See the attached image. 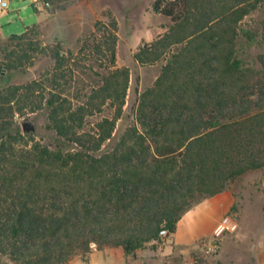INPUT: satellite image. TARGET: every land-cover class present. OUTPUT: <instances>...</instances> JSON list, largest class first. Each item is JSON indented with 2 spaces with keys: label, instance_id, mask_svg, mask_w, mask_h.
Wrapping results in <instances>:
<instances>
[{
  "label": "trees",
  "instance_id": "16d2710c",
  "mask_svg": "<svg viewBox=\"0 0 264 264\" xmlns=\"http://www.w3.org/2000/svg\"><path fill=\"white\" fill-rule=\"evenodd\" d=\"M262 4L152 0L171 24L133 58L166 59L112 145L129 81L126 67H114V20L95 23L92 36L104 41L94 49L102 53L105 44L108 66L76 98L60 83L72 53L58 44L48 47L50 70L0 88V255L14 264H67L92 245L135 255L161 228L172 236L201 200L264 169V54L257 76L242 67L236 45L239 32L252 41L240 22ZM34 25L7 37L18 52L3 57L0 77L31 58L28 51L47 50L30 40ZM87 37L79 49L89 47ZM105 104L111 116L101 115ZM39 109L55 136L51 144L23 134L14 121ZM93 115L99 118L89 126Z\"/></svg>",
  "mask_w": 264,
  "mask_h": 264
},
{
  "label": "rangeland",
  "instance_id": "374dc122",
  "mask_svg": "<svg viewBox=\"0 0 264 264\" xmlns=\"http://www.w3.org/2000/svg\"><path fill=\"white\" fill-rule=\"evenodd\" d=\"M151 1L51 0L45 8L35 9L31 0H8L7 10L0 12V28L4 37H0V62L9 53L14 56L18 52L13 49L15 43L7 42V37L21 34L26 27L34 24L30 40L47 50L44 53L40 50L28 51L27 55L31 58L14 69L4 70L0 77V88L10 84H23L50 70L53 60L48 53V47L58 44L63 52L72 53L65 66L66 76L60 83L65 88V94L76 98V95L95 84L99 78L96 73L102 72L108 66L105 44L102 43V53L94 49L96 43L104 41L97 32L92 36L96 29L95 23L107 24L114 20V67H126L129 81L122 115L116 121L112 139L108 143L112 145L133 121L139 93L154 83L166 59V53L155 62L139 63L133 58L143 45L159 38L171 24L169 17L152 10ZM240 25L243 30L252 34L253 39L247 41L239 32L237 58L241 60L243 68H250L257 76H261L258 57L264 54V4L247 14ZM86 36L89 47L79 49ZM164 51L167 52L168 49ZM112 112L113 108L105 104L101 115L111 116ZM24 116H28L35 123V132L31 133L34 140L44 144L54 142L55 136L46 126L45 109L14 115L20 131V121ZM98 118L99 115L89 116L88 125ZM221 194L205 198L190 208L216 204L226 196L232 200L229 209L220 215L228 214L233 217L237 222V230L223 236L220 249L215 254L204 255L199 248V242L210 234L186 244H178L175 236H167L146 243L135 255L125 254L120 247L97 249L92 245L88 253L75 257L67 264H190L192 257L198 259L197 264H252L254 246L264 241V169L242 174ZM0 264L14 263L7 256L0 255Z\"/></svg>",
  "mask_w": 264,
  "mask_h": 264
},
{
  "label": "crops",
  "instance_id": "0c3cea01",
  "mask_svg": "<svg viewBox=\"0 0 264 264\" xmlns=\"http://www.w3.org/2000/svg\"><path fill=\"white\" fill-rule=\"evenodd\" d=\"M0 37L4 38L1 28ZM231 203L232 200L226 196L225 199L218 200L216 204L206 206L204 204V206H196L186 211L178 221L176 231L172 235L173 237L175 236L176 243L186 244L192 242L193 239L210 234L216 221L223 215L220 214L228 210ZM252 264H264V241L254 246Z\"/></svg>",
  "mask_w": 264,
  "mask_h": 264
},
{
  "label": "built area",
  "instance_id": "2783aa9c",
  "mask_svg": "<svg viewBox=\"0 0 264 264\" xmlns=\"http://www.w3.org/2000/svg\"><path fill=\"white\" fill-rule=\"evenodd\" d=\"M35 9H41L48 6L49 0H31ZM8 0H0V12L7 10ZM237 230L236 220L228 214L222 215L215 223L209 237L199 242V248L202 254L211 255L219 251L221 241L224 235L234 233ZM159 237H167V230L161 228L158 232ZM198 259L192 257L190 264H197Z\"/></svg>",
  "mask_w": 264,
  "mask_h": 264
},
{
  "label": "water",
  "instance_id": "95a60500",
  "mask_svg": "<svg viewBox=\"0 0 264 264\" xmlns=\"http://www.w3.org/2000/svg\"><path fill=\"white\" fill-rule=\"evenodd\" d=\"M21 131L23 134H28V133H34L36 126L33 120L28 118V116H24L21 121Z\"/></svg>",
  "mask_w": 264,
  "mask_h": 264
}]
</instances>
